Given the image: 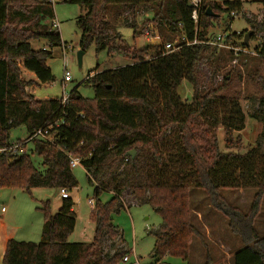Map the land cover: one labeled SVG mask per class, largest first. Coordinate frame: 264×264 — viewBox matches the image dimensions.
<instances>
[{"label": "trees", "instance_id": "obj_1", "mask_svg": "<svg viewBox=\"0 0 264 264\" xmlns=\"http://www.w3.org/2000/svg\"><path fill=\"white\" fill-rule=\"evenodd\" d=\"M242 1L202 0L198 8H190L187 0H63L84 11L77 18L83 53L92 45L97 53L110 55L129 49L116 30L124 25L134 30L135 39L142 35L136 20L140 12L150 13L152 27L163 38L156 47L127 55L133 64L89 76L86 85L94 98L82 97L75 88L64 107L61 99L41 100L31 91L54 82L47 61L54 48L63 47L55 30L53 0H0V147L9 146L12 132L21 128L31 136L53 126L56 134L54 144L34 140L32 150L28 146L23 156H1L0 188L73 190L77 181L70 167L72 155L81 160L96 198L92 244L69 242L77 222L69 197L57 214H51L49 202L43 204L42 241L10 239L4 264H119L125 245L114 217L125 209L126 194L161 217L159 228L150 232L156 239L155 257L176 256L189 262L194 239L206 246L193 223L191 191H207L217 203L224 189L258 191L249 213L235 209L228 217L231 232L245 244L234 253L233 264H264V236L254 228L258 199L264 194V131L245 155L221 150L216 132H241L247 118L238 98L225 93L231 89L228 79L215 84L226 56L215 47L192 44L195 39L206 42L208 30L224 14L232 21V12L242 11ZM249 1L264 6V0ZM208 7L217 17L206 16ZM195 10L198 24L192 18ZM247 21L252 40L255 33H264V22ZM248 32L230 33L226 43L245 47ZM176 36H181L183 47L167 53L165 46ZM41 42L44 45L34 48L33 43ZM256 51L264 57V42ZM228 54L233 56L232 51ZM203 60L210 63L209 78L199 69ZM26 73L34 78L28 79ZM184 81L192 86L191 102L179 95ZM252 108L264 129V97L253 101ZM131 151L136 152L134 158L128 156ZM30 152L41 158L44 172L34 166ZM103 194L110 199L102 202Z\"/></svg>", "mask_w": 264, "mask_h": 264}, {"label": "rangeland", "instance_id": "obj_2", "mask_svg": "<svg viewBox=\"0 0 264 264\" xmlns=\"http://www.w3.org/2000/svg\"><path fill=\"white\" fill-rule=\"evenodd\" d=\"M242 2V14L232 21L227 14H224L208 30L210 37L224 35L229 26L230 33L239 35L246 30L252 31L247 19L264 22L263 4L250 3L249 0ZM53 3L56 16L55 30L61 34L63 47L54 48L51 59L47 61V66L54 76V82L31 90L38 99L62 98L64 84L67 93L78 88L82 97L93 99V89L86 85L89 76L129 66L133 64L130 57L134 52L156 47L163 42L158 29L152 27L150 13L140 12L137 14L136 20L142 35H138L135 39L134 30L124 25L116 30L121 34L129 49L110 55L106 51L97 53L95 46L92 45L85 51L80 67L78 52L81 50L82 33L77 25V18L84 11L80 6L65 3L63 0H53ZM219 4L222 5V2ZM255 34L254 39L251 38L249 42L247 51L240 53L241 55L233 53V56H230L228 50L217 48L219 55L224 54L226 59L220 64L221 71H218L215 76V84L222 85L224 79H228L231 89L225 93L238 98L247 118L245 129L241 132L227 133L222 129L216 132L223 152H227L229 149L238 155H245L256 146L258 138L264 131L262 122L254 117L255 111L252 108L253 101L264 97V57H261L256 51L258 45L264 42V33ZM180 37L176 36L173 43H177ZM42 45H44L43 42L33 43L36 49ZM199 69L206 77L211 76L210 63L207 60L200 63ZM66 72L70 73V80H65ZM26 77L30 79L34 78V75L26 73ZM179 95L183 101L191 102L193 90L187 81H184L179 88ZM25 138V128L12 132L13 141ZM225 139L229 140L227 145H225ZM29 150H32L31 145H29ZM30 156L34 166L40 172H44L41 158L35 153ZM72 170L77 187L69 190L68 193L75 204L74 211L77 214V222L74 232L69 237V242L89 245L95 240L93 207L89 205V200L96 201L94 187L90 186L86 169L83 166ZM257 194L256 189H224L219 191L221 201L217 199V203H214L207 191H191L193 223L205 237L206 246L194 239L189 262L176 256L155 257L156 239L150 235V232L159 228L161 217L150 206H134L127 209L134 203V199L130 194H126L125 209L114 217L115 225L123 234L124 256H131V262L137 259L140 264H233L234 253L243 248L245 244L240 237L231 232L228 212L236 209L240 213H249L256 203ZM110 197L109 194H103L100 200L106 202ZM47 202H49L51 214H57L63 204L61 190L37 188L27 191L22 188H0V264H4L8 240L14 239L18 242L35 244L42 241L45 215L41 208ZM258 203L259 208L254 220V228L258 235L263 237L264 194L258 199ZM106 249H108V245ZM119 264H125L123 259Z\"/></svg>", "mask_w": 264, "mask_h": 264}, {"label": "built area", "instance_id": "obj_3", "mask_svg": "<svg viewBox=\"0 0 264 264\" xmlns=\"http://www.w3.org/2000/svg\"><path fill=\"white\" fill-rule=\"evenodd\" d=\"M189 3L193 4L195 8H198L199 5H201L202 0H187ZM242 14V11L239 12H232L231 16L233 18H238ZM194 22L196 24L199 23V14L198 11L195 10L192 16ZM251 18V17H250ZM55 27H56V22H55ZM230 36V33L224 34V35H217L215 37H209V39L206 42H199L197 39L194 40L192 43L193 45H196L198 43H202L211 47L219 48V49H224L228 51H232L235 54H240L243 52L247 51V47H240V46H235L232 43H226V40ZM260 37V36H259ZM185 41V38H182V42ZM186 45H191L190 43H187ZM259 44L258 46H260ZM183 45L181 44V40H177V43H172V44H167L165 46L166 52L167 53H173L179 51ZM71 76L69 72L65 73V80H70ZM66 85L64 84L63 86V96L61 99V104L62 106L66 107L69 104V99H70V93H67L66 90ZM59 126V124H57ZM54 127L50 126L48 128H41L37 130L33 135L31 136H26L25 139L23 140H17L13 141L9 146L6 147H0V157L1 156H8V157H18V156H23L27 152V147L32 143L34 140H42L45 142H50L52 144L55 143L56 141V134L53 132ZM70 159V167L71 169H75L78 166H81V160L79 157H74L72 155L69 156ZM61 197L62 199H67L69 198V193L66 189L61 190ZM89 205L91 207H95V202L94 200H89ZM123 262L125 264H140V262L136 259L134 262H131V256H125L123 258Z\"/></svg>", "mask_w": 264, "mask_h": 264}, {"label": "water", "instance_id": "obj_4", "mask_svg": "<svg viewBox=\"0 0 264 264\" xmlns=\"http://www.w3.org/2000/svg\"><path fill=\"white\" fill-rule=\"evenodd\" d=\"M189 7L190 8H193L194 5L189 3ZM206 16L207 17H217V15L213 12L212 8L211 7H208L207 8V11H206ZM252 34H253V31H249L246 36L244 37V41H243V44L245 47H248L249 46V42L251 40V37H252ZM83 55L84 53L80 50L78 52V62H79V66L81 67L82 66V59H83ZM136 155V152L135 151H131L128 153V156L134 158Z\"/></svg>", "mask_w": 264, "mask_h": 264}, {"label": "crops", "instance_id": "obj_5", "mask_svg": "<svg viewBox=\"0 0 264 264\" xmlns=\"http://www.w3.org/2000/svg\"><path fill=\"white\" fill-rule=\"evenodd\" d=\"M81 15H82V14H80V16H81ZM80 16H79V17H80ZM33 93H34V92H33ZM34 94H35V93H34ZM26 135H27V134H26ZM134 206H138V205H136V204L133 203V205H132L131 207H134ZM129 209H130V208H129ZM74 212H75V211H74ZM76 216H77V214H76ZM122 236H123V234H122ZM123 240H124V238H123ZM8 241H9V240H8ZM7 243H8V242H7Z\"/></svg>", "mask_w": 264, "mask_h": 264}]
</instances>
